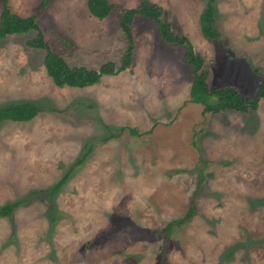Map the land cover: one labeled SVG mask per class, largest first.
<instances>
[{"label": "rangeland", "instance_id": "374dc122", "mask_svg": "<svg viewBox=\"0 0 264 264\" xmlns=\"http://www.w3.org/2000/svg\"><path fill=\"white\" fill-rule=\"evenodd\" d=\"M150 1L205 58L212 90L235 86L256 96L264 81V0H219L216 39L199 24L208 0ZM110 2L115 8L102 19L87 0L9 6L38 14L46 41L70 65L99 68L120 63L127 46L120 12L142 0ZM2 8L0 0V17ZM132 26V71L84 88L54 83L45 51L26 44L34 31L0 40V106L30 100L42 107L30 121L0 124V206L36 191L0 217V264H264V98L247 113H204L191 101L185 46L166 42L149 18L136 15ZM89 145L91 154L51 198L49 189ZM193 200L195 215L166 239L168 223Z\"/></svg>", "mask_w": 264, "mask_h": 264}, {"label": "trees", "instance_id": "16d2710c", "mask_svg": "<svg viewBox=\"0 0 264 264\" xmlns=\"http://www.w3.org/2000/svg\"><path fill=\"white\" fill-rule=\"evenodd\" d=\"M49 0H43V6ZM219 0H208L199 18L202 33L210 39L219 38L216 18L218 14L217 3ZM91 15L98 18L109 16L115 6L110 0H87ZM2 12L0 17V40L13 33H27L34 31L35 35L26 41L28 47L45 51L43 64L48 75L59 87L84 88L100 82L106 75H118L126 69L132 71L134 61L135 39L132 22L136 15H140L155 21L161 37L172 45L185 46V61L192 67L193 83L191 87V101L204 106L203 112L219 113L226 110H236L247 113L257 110L260 101L264 98V81L259 85L255 97H247L241 94L235 86H226L212 90L208 82L209 71L204 66L205 58L198 55L192 42L183 35L176 34L171 29V24L163 17V7L150 0H142L137 7L124 8L120 12L119 25L125 36L126 49L123 52L120 63L113 60L103 62L99 68H91L87 65H70L63 55L53 50L45 39L44 33L38 24V14L22 16L11 10L9 0H2ZM257 70L256 67H254ZM42 107L34 101L19 100L0 106V124L3 121L23 122L34 119ZM136 132L135 129H131ZM114 133L110 134L115 137ZM93 146L89 145L81 157L76 160L68 171L48 191L51 198L59 193L67 183L76 165L83 163L91 154ZM205 163V162H204ZM204 169L200 173V182L196 188L195 197L201 191L205 181ZM36 191H32L27 197L0 206V217H11L14 211L23 203L27 202ZM188 213L180 219L171 220L163 231L166 239L177 228L188 222L195 215V201H192ZM165 250V249H164Z\"/></svg>", "mask_w": 264, "mask_h": 264}]
</instances>
